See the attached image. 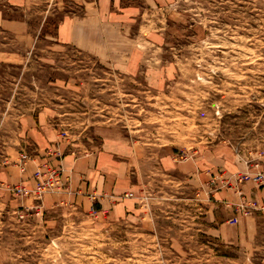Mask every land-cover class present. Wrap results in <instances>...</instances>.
<instances>
[{"label":"rangeland","instance_id":"1","mask_svg":"<svg viewBox=\"0 0 264 264\" xmlns=\"http://www.w3.org/2000/svg\"><path fill=\"white\" fill-rule=\"evenodd\" d=\"M0 264H264V0H0Z\"/></svg>","mask_w":264,"mask_h":264},{"label":"crops","instance_id":"2","mask_svg":"<svg viewBox=\"0 0 264 264\" xmlns=\"http://www.w3.org/2000/svg\"><path fill=\"white\" fill-rule=\"evenodd\" d=\"M53 111H50V109H46L45 111H42L38 114V119H39V123H40V127L41 130L43 131V133L46 135V137L49 140L53 139L54 136V131L51 127L47 126L46 124H44V118L46 121V116L47 115H52ZM89 171L91 172L90 168L86 169V172L89 173Z\"/></svg>","mask_w":264,"mask_h":264},{"label":"trees","instance_id":"3","mask_svg":"<svg viewBox=\"0 0 264 264\" xmlns=\"http://www.w3.org/2000/svg\"><path fill=\"white\" fill-rule=\"evenodd\" d=\"M57 31H58V25H55V29L53 30V32L55 33H57ZM47 32H51V31H47ZM52 33V32H51Z\"/></svg>","mask_w":264,"mask_h":264},{"label":"built area","instance_id":"4","mask_svg":"<svg viewBox=\"0 0 264 264\" xmlns=\"http://www.w3.org/2000/svg\"><path fill=\"white\" fill-rule=\"evenodd\" d=\"M45 184L51 186V185H53V182L52 181H47Z\"/></svg>","mask_w":264,"mask_h":264}]
</instances>
